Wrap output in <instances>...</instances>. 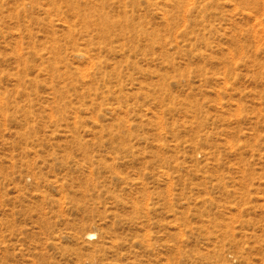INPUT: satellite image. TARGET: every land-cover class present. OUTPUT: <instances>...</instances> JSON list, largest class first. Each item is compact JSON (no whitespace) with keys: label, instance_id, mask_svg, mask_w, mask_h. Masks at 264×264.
<instances>
[{"label":"rangeland","instance_id":"374dc122","mask_svg":"<svg viewBox=\"0 0 264 264\" xmlns=\"http://www.w3.org/2000/svg\"><path fill=\"white\" fill-rule=\"evenodd\" d=\"M0 264H264V0H0Z\"/></svg>","mask_w":264,"mask_h":264},{"label":"bare ground","instance_id":"6f19581e","mask_svg":"<svg viewBox=\"0 0 264 264\" xmlns=\"http://www.w3.org/2000/svg\"><path fill=\"white\" fill-rule=\"evenodd\" d=\"M90 235H94V234H92V233H89V236H90Z\"/></svg>","mask_w":264,"mask_h":264}]
</instances>
